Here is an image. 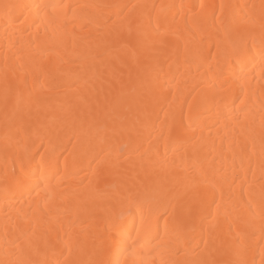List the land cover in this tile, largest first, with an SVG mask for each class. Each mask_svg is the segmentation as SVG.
Masks as SVG:
<instances>
[{
    "label": "bare ground",
    "instance_id": "6f19581e",
    "mask_svg": "<svg viewBox=\"0 0 264 264\" xmlns=\"http://www.w3.org/2000/svg\"><path fill=\"white\" fill-rule=\"evenodd\" d=\"M0 264H264V0H0Z\"/></svg>",
    "mask_w": 264,
    "mask_h": 264
}]
</instances>
